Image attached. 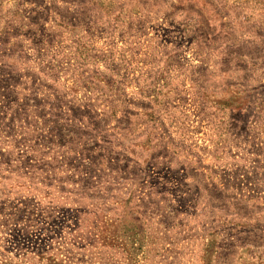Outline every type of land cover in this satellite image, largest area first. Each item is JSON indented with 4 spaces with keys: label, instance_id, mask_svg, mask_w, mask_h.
Listing matches in <instances>:
<instances>
[{
    "label": "rangeland",
    "instance_id": "1",
    "mask_svg": "<svg viewBox=\"0 0 264 264\" xmlns=\"http://www.w3.org/2000/svg\"><path fill=\"white\" fill-rule=\"evenodd\" d=\"M0 264H264V0H0Z\"/></svg>",
    "mask_w": 264,
    "mask_h": 264
}]
</instances>
